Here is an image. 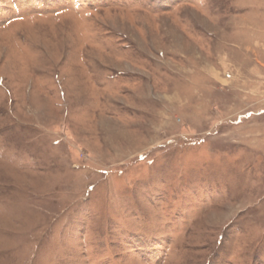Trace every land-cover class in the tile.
Returning <instances> with one entry per match:
<instances>
[{
    "label": "rangeland",
    "instance_id": "obj_1",
    "mask_svg": "<svg viewBox=\"0 0 264 264\" xmlns=\"http://www.w3.org/2000/svg\"><path fill=\"white\" fill-rule=\"evenodd\" d=\"M0 264H264V0H0Z\"/></svg>",
    "mask_w": 264,
    "mask_h": 264
}]
</instances>
